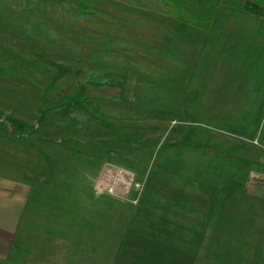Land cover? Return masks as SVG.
Here are the masks:
<instances>
[{
  "label": "rangeland",
  "instance_id": "obj_1",
  "mask_svg": "<svg viewBox=\"0 0 264 264\" xmlns=\"http://www.w3.org/2000/svg\"><path fill=\"white\" fill-rule=\"evenodd\" d=\"M0 1L35 52L71 64L66 39L84 43L89 82L122 87L119 103L42 110L54 69L0 34V177L38 195L0 264H264V152L205 131L264 149L263 19L220 5L203 30L150 0ZM81 2L121 25L82 18ZM106 165L142 189L100 190Z\"/></svg>",
  "mask_w": 264,
  "mask_h": 264
},
{
  "label": "trees",
  "instance_id": "obj_2",
  "mask_svg": "<svg viewBox=\"0 0 264 264\" xmlns=\"http://www.w3.org/2000/svg\"><path fill=\"white\" fill-rule=\"evenodd\" d=\"M136 5L146 6L144 0H132ZM160 2L165 11L178 20L190 24L196 28L208 30L215 20L220 5H227L237 10L252 14L256 17L264 19V0H150ZM79 14L82 18L94 23L103 24L108 27H117L121 22L113 21L105 13L98 10H91L84 2L80 3ZM12 18L11 13L4 8L0 1V34L3 38L8 39L15 46L20 47L23 51L38 58L45 64L54 69V75L50 81L46 91L42 110H53L62 108L74 103L107 101L121 102L122 87L115 85H99L95 86L89 82L90 77L96 72L92 67V54L90 48L84 43H78L73 40L66 39L68 44L76 53L71 64L56 62L42 54L35 52L27 46V44L35 45L36 41L33 36L31 27L21 21H16L22 26L23 30L19 31L24 40L16 33L18 31L6 19ZM137 30V27L133 30ZM58 36V33H55ZM27 43V44H26ZM37 45V44H36ZM37 48H42L37 45ZM157 51V48L155 49ZM124 71V68L119 69ZM264 119V102L260 109L255 137L260 129ZM206 135H217L233 140L238 144H244L251 150L264 152L260 146L250 141H246L238 136L225 134L219 130L206 129ZM49 144L57 146L61 149H68L77 153L75 149L66 148L59 142L48 140ZM37 153L43 154L42 150L36 146H31ZM117 150V149H116Z\"/></svg>",
  "mask_w": 264,
  "mask_h": 264
},
{
  "label": "crops",
  "instance_id": "obj_3",
  "mask_svg": "<svg viewBox=\"0 0 264 264\" xmlns=\"http://www.w3.org/2000/svg\"><path fill=\"white\" fill-rule=\"evenodd\" d=\"M35 191L33 185L30 183L25 184L18 179L0 177V259H6L10 255L16 233L23 220L22 217L26 206L28 202L32 200L35 202L37 201L34 197L38 195L32 196L36 194ZM52 216L57 217L55 214ZM53 217L51 219H53ZM56 217H54V219ZM59 218L60 224L63 223L64 225H68V222H71L68 216L62 218L57 217L56 220Z\"/></svg>",
  "mask_w": 264,
  "mask_h": 264
},
{
  "label": "built area",
  "instance_id": "obj_4",
  "mask_svg": "<svg viewBox=\"0 0 264 264\" xmlns=\"http://www.w3.org/2000/svg\"><path fill=\"white\" fill-rule=\"evenodd\" d=\"M97 186L100 190L111 194L128 195L131 192L140 191L143 184L139 182L136 175L129 169L106 165L99 176ZM137 202L136 200L134 201Z\"/></svg>",
  "mask_w": 264,
  "mask_h": 264
}]
</instances>
